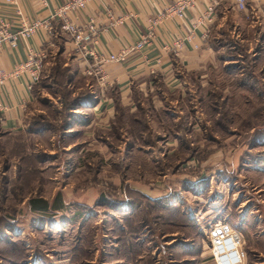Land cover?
<instances>
[{"label": "rangeland", "instance_id": "rangeland-1", "mask_svg": "<svg viewBox=\"0 0 264 264\" xmlns=\"http://www.w3.org/2000/svg\"><path fill=\"white\" fill-rule=\"evenodd\" d=\"M255 22L227 14L197 72L182 74L154 107L121 109L112 154L62 133L65 93L81 92L80 83L68 86L50 63L26 131H0V264H107L119 230L146 243L131 264H195L186 251L204 252L217 221L241 234L247 264H264L262 252L246 249L256 240L264 249L253 235L264 230V29Z\"/></svg>", "mask_w": 264, "mask_h": 264}, {"label": "crops", "instance_id": "crops-1", "mask_svg": "<svg viewBox=\"0 0 264 264\" xmlns=\"http://www.w3.org/2000/svg\"><path fill=\"white\" fill-rule=\"evenodd\" d=\"M66 1L48 0L47 5L42 6L38 0H14L13 3L0 0V24L6 25L10 31H15L22 24L35 20L48 23L47 27L36 30L30 37L19 40L14 46L9 44L0 46V69L8 72L23 62L27 58V47H30L33 51L45 55L41 82L43 76L47 78L46 69L49 64L55 63L53 57H63L65 59L63 66L71 65L73 69H71V80L67 85L79 81L80 86L77 90L88 93L91 99L80 100L71 107V113L62 133L68 135L75 131L74 133L80 134L86 138V151L98 155L110 154V152L112 154L118 149V146L109 142L113 138L111 132L116 131L115 126L119 119L118 106L127 109L130 113L144 109L146 102L154 107L155 101L163 99L164 93H172L178 89L182 74L197 72L200 62L209 56L206 52L208 38L216 24L225 19L227 14L239 12L246 19H254L258 26L257 30L264 29V0H248L243 10L236 8L234 0H194L182 17L170 14L159 19L153 27L152 21L163 16L166 8L178 0H90L83 9L68 13L67 18L78 26H84L91 20L99 29L98 48L102 52H118L122 47L135 43L150 27L153 33L150 43L139 52L132 54L126 62L103 65L104 77L103 82L100 83L94 76L85 74L87 62L76 51L69 36L60 30L61 18L56 12ZM212 1L216 2L215 13L213 19L208 21L205 11ZM115 20L120 22L112 25ZM257 34L259 39L264 38L263 32L259 31ZM186 36H190V42L181 50L173 52L167 48L175 39ZM36 86L29 91L26 88L24 74L8 78L0 86V103L5 105V109L0 112L1 132L26 131L25 117L32 104ZM77 94L72 93L74 96ZM36 131L34 134L46 133ZM179 137L178 134L174 135V138ZM120 140L127 142L125 148L131 154L135 148L134 146L129 148V139L122 137ZM149 150V143L146 142L144 153ZM146 197L155 198L148 195ZM90 199L77 201L80 205H88ZM95 199L94 197L93 201ZM118 232L122 236L114 234L116 241L110 246L114 253L108 254L109 262L106 263L131 264L141 260L143 249L147 247L146 243H143L137 235L128 237L124 235L123 230ZM253 235L264 237V230ZM258 241L251 244V249L250 247L246 249L249 255L254 251L262 252L259 263H264V249L262 247L260 249ZM193 246L189 248L191 252L189 250L186 252L191 257L195 256L192 257V261H196L195 264H213L208 248L202 252L201 247ZM95 251H98L97 247ZM102 251L101 253L104 254Z\"/></svg>", "mask_w": 264, "mask_h": 264}, {"label": "built area", "instance_id": "built-area-1", "mask_svg": "<svg viewBox=\"0 0 264 264\" xmlns=\"http://www.w3.org/2000/svg\"><path fill=\"white\" fill-rule=\"evenodd\" d=\"M13 3L14 0H7ZM90 0H67L61 4L56 12L61 18L60 30L69 36L72 40L76 51L87 62L88 67L85 74L94 76L100 83L103 82L102 66L106 64H122L126 62L130 56L142 50L148 45L152 39V28L140 35L139 39L127 46L122 47L116 53H104L98 48L99 29L89 20L84 26H78L67 18V14L73 11L83 9ZM194 0H178L168 6L163 14L158 19L152 21V27L157 24V21L170 14L182 17L184 11L189 8ZM248 0H234L238 10H243ZM42 6H46L48 0H38ZM216 2H210L205 11V17L211 21L214 17ZM120 22L115 20L111 24ZM45 21L35 20L33 22L22 24V26L10 31L6 25L0 24V46L9 44L16 45L19 40L27 39L36 30L47 27ZM190 42V36L185 38H177L168 45V49L177 52L181 50L186 43ZM45 55L40 52L33 51L27 47V58L15 66L10 71L0 69V86L5 83L8 78L24 74L26 76V88L31 91L40 82L43 61ZM5 109V105L0 103V112ZM207 248L208 254L213 264H247L246 253L243 248L244 242L241 234L228 223L217 221L212 224L207 232Z\"/></svg>", "mask_w": 264, "mask_h": 264}, {"label": "trees", "instance_id": "trees-1", "mask_svg": "<svg viewBox=\"0 0 264 264\" xmlns=\"http://www.w3.org/2000/svg\"><path fill=\"white\" fill-rule=\"evenodd\" d=\"M71 69H72L71 67H66V66H63V64H59V62H55L54 68L52 70H53V73H55L57 78L61 77V78L65 79L66 84H68V82L71 80V77H72L71 76L72 75L71 71L73 69L72 70ZM65 94H68V97L71 96V98H69V100L65 101V107H64L65 118H64V120L62 122L64 124V126H66V124H67L68 117H69V115L71 113V111H70L71 107L76 105L80 100L91 99L89 94L86 93V92H83V91L79 92L75 96L72 95V93H71V95H70V93H65ZM121 109H123V108H119V106H118V110L120 111ZM125 110H127V109H125ZM37 202H38V200H35V199L31 200L32 204L37 203ZM36 209H38V208L36 207ZM172 210H174V209H172ZM180 217H182V216H180ZM179 220H181V218L178 219V221H176V223H178Z\"/></svg>", "mask_w": 264, "mask_h": 264}]
</instances>
